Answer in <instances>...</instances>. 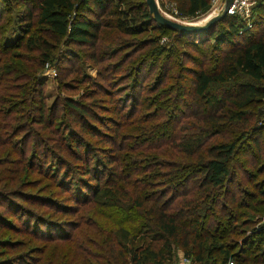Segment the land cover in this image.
Returning <instances> with one entry per match:
<instances>
[{"label":"trees","instance_id":"obj_1","mask_svg":"<svg viewBox=\"0 0 264 264\" xmlns=\"http://www.w3.org/2000/svg\"><path fill=\"white\" fill-rule=\"evenodd\" d=\"M173 1L181 17L204 12L211 2ZM250 21L251 26H246L238 14L226 13L208 29L181 32L156 22L145 0H0V204L18 208V216L23 213L29 220L37 219L29 211L46 208L45 203L28 195L41 197L43 190L54 191L56 185L62 189L64 181L67 184L93 171L83 163L70 164V169L59 149L77 159L81 156L77 147L84 146L83 155H90L88 148L104 149L101 141L112 140L116 150L109 161L114 164L103 183L88 182L91 197L71 199L83 205L87 200L94 205L93 212L95 207L103 211L104 249L109 255L103 264H168L174 248L199 264H226L231 259L233 264L263 262L264 227L240 237L244 233L240 224L248 218H243L245 209L264 213V177L258 176L264 171V158L258 161L264 150H258L264 143L263 0L253 6ZM142 22L159 31H174L177 40L192 38L195 44L223 51L219 67L196 62L190 68L195 110H182L187 103L178 81L166 86L173 90L172 103L163 105L153 99L151 108L147 98L140 104L141 111L132 112L130 106L138 95L122 92L116 96L114 89L104 85L117 78L106 79L102 69L116 73L119 66L112 70L109 64L117 60H111L113 51L124 43L120 34L140 31L136 25ZM221 22L225 28L219 26ZM15 26L16 39L8 43L6 36ZM101 33L110 37L103 38ZM156 41L150 42L149 51L159 56L164 47ZM223 44L227 48H221ZM20 46L25 51L15 49ZM59 46L61 54L67 47H90L91 53L84 58L96 66V75L83 73L87 94L82 90L76 97L64 96L47 105L38 77L43 65L56 58L59 67L60 58L74 59L65 51L57 57ZM207 53L205 58L211 57ZM14 79L29 83L12 86L9 82ZM101 91L105 99L99 98ZM85 133L96 137L97 146L86 140ZM95 149L94 155L99 152ZM40 151V156L49 152L54 159L50 167L33 159ZM254 152L255 159L249 160L254 170L241 167L238 175L233 172L238 155L251 158ZM242 172L247 199L238 201L235 185ZM34 179L41 182L39 186ZM23 239L0 236V243L4 242L0 247L10 244L7 253L23 247L27 241ZM17 253L3 256L0 264H12L8 259Z\"/></svg>","mask_w":264,"mask_h":264},{"label":"rangeland","instance_id":"obj_2","mask_svg":"<svg viewBox=\"0 0 264 264\" xmlns=\"http://www.w3.org/2000/svg\"><path fill=\"white\" fill-rule=\"evenodd\" d=\"M130 1L135 2L136 0ZM157 1L160 10L164 14L173 19L184 22L203 21L211 14L220 11L223 6L222 0H211L210 6L206 11L201 12L194 17H181L177 15L173 0ZM136 26L140 31L133 34H120V36L123 37L122 42L124 43L122 44L120 42V47L113 51L115 53L111 57V60H117L114 61L112 65L109 64V67H111L112 70L119 66L116 73H112L114 71L111 73L108 71L105 72V68L102 69V74L104 75L105 73L106 79L107 76H117V78L113 84L109 85V83L105 82L104 85L114 89V94H116V96H120L122 92H130L132 96L138 95V99L135 97L137 101L134 106L133 104L130 106L129 110L132 112L137 108L141 111L143 107L140 106V104L145 102L147 98V103H150L149 106L151 108L153 106V99L159 100V103L163 105L168 102L172 103V96L170 95L173 94V90L170 91L171 88H167L166 86H175L178 81V83L182 85V91H184L182 98L187 103L185 106L180 105L182 110L186 112L188 110H195L198 106L194 103L192 98L193 77L190 68L192 66H197V64H195L196 62L202 65L206 64L208 67H219L223 51L221 49H212L210 44L203 43L201 46L198 43L195 44L192 42V38L185 37V39L177 40L174 35V31L169 29L159 31L156 27L152 25L147 26L143 22L138 23ZM219 26L225 28L226 23L221 22L219 23ZM9 31V34L6 36V42L11 43L15 41L17 36L16 26L12 27ZM101 34L103 38L108 36V33ZM212 40L213 38L210 39V42ZM151 41L162 43L164 52L159 56L150 53L149 49L153 45L150 43ZM105 42H107V40ZM61 48L62 47L57 49V57L68 53L73 55L74 59L64 61L63 58H60L61 66L56 67V58H54L52 61H48L43 65V69L38 75V77L43 81L41 84V91L42 97L47 105L53 103L55 99L62 100L64 96L76 97L78 94L83 93L82 90H85L84 93L87 94V92H89L88 83L84 82V78L82 77L83 73L85 72L91 76L96 75V66L93 65L88 58H84L85 54L91 53L90 47H67L66 50L63 49L66 53L62 51V54ZM221 48H227V46L223 44L221 45ZM15 49L25 51L22 46ZM78 50L83 53V55ZM204 53L211 55V57L207 56L209 59L205 58L206 55H204ZM79 57L80 59L78 60ZM105 60L107 59H103L102 62H106ZM77 61L80 68L75 70L74 66H77ZM135 66L139 67L135 68ZM127 69L128 71H126ZM160 80L161 83H158ZM25 82L29 83L26 79H14L13 81H10L9 84L14 83L12 86H20ZM63 82L66 88L63 87ZM1 85L2 84L0 83V86ZM117 87L119 91L115 92V88ZM215 88L216 86L212 87L211 90H214ZM99 89L101 90L102 88ZM102 90L106 92L105 89ZM98 94L100 96L99 98L105 99L102 91ZM117 105L121 107V104ZM101 112L106 114L104 111ZM190 118L192 120L194 119V117ZM110 124L113 125L114 123ZM104 130L109 132V134L111 132L107 129ZM45 134L48 133L45 132ZM83 135L86 140H90L91 142L94 141V138H96L95 136H88L87 133ZM58 138L59 136L56 134V140H59ZM101 143L103 144L102 147L104 149L96 148L99 151L96 154L97 156L92 153V149L95 148H88L89 150L87 152L90 155H83V152H85L83 149L84 146L82 147L81 145L80 147H77V149H79V153L81 154V156L77 155V159L76 157L68 155V153L64 152L62 148L59 149V151L63 153L68 160L70 169L73 168L70 164L83 163L88 165L89 168H92L94 172L92 171L89 174L82 175L80 179L77 176L69 179L72 184H70L69 181L66 184L67 180L64 181L65 186L62 189L56 185L54 187L56 190L53 189L54 191L48 192L43 190V195H40L41 197H38L37 194L28 195L31 200L38 201L39 198L45 203L46 208L41 210L33 209L29 211L34 215H37V219L33 218L32 220H29V218L26 217V214L23 213H20L18 216V208H12L10 204L6 206L3 205V203L0 204V225L2 226L0 229V236H5L11 240L22 238H26L23 240H27L23 247L10 249L7 253H5L7 250L6 247L11 245H1L0 248L3 249H0L2 250L0 251V258L8 256L12 252H19L13 258L8 259L10 262L12 260V264H103L104 260L108 259L109 255L104 249L106 241H104L105 231L103 230V211L101 209H96L95 207L93 212L92 208L94 205L91 204L92 202H87V200H85V205H83L80 200H77L76 202L71 200L73 197L83 199V197L88 196L90 198L92 193L87 187L88 182L99 181L103 183V178L107 176L108 170L111 166H113L114 163H111L109 158L113 157L112 153L116 150L114 142L112 140H108V142L101 141ZM93 144L94 146H97L95 141ZM260 146L261 147L258 148V150L264 148V143ZM56 152L58 153V149H56ZM260 152L261 156L258 161H261L264 158V150H260ZM40 155L41 151L37 154V156L36 154L33 156L36 163H47L50 167V164L54 162V159H52L49 152H47L46 155ZM255 155V152L253 155L254 157L251 158H243L238 155L232 163L231 168L233 169V172H237L238 175V172H241V169L244 167L248 170H254L255 167L253 168V165L249 164V160H254ZM62 166H64V164ZM91 174L92 176L97 175V178L94 179ZM239 175L240 176H237V178H239L237 185H235V194H237V200L241 201V199H247V196L244 193L245 188H247V180L244 177L243 172ZM30 176L34 177L35 174H31ZM69 176H72V174ZM258 176L264 177V171ZM34 180L39 186L41 182L39 183L37 179ZM54 192H56V194H54ZM72 193L74 196L71 195ZM75 203L76 205H74ZM34 206L35 205L30 208H33ZM71 206L77 209H73ZM245 210V217L243 218L248 217L249 220H251L249 221L247 218L244 223L240 224L241 228L244 229V233L240 235V237L245 236L247 232H251L253 228L259 229L264 227V213L261 214V216L256 214L250 208ZM10 212H12L13 215L10 214ZM2 243L4 242H1L0 244ZM22 248L23 250L21 252H25L24 254L19 251ZM253 249L256 250V248ZM174 252L172 260L180 261L178 257L181 255L180 250L178 248H174ZM231 260L233 261V259ZM256 260L257 259L254 258L255 262ZM261 261L258 264H264V261ZM252 262L253 261H249L247 264H251ZM191 264L199 263L191 260Z\"/></svg>","mask_w":264,"mask_h":264},{"label":"water","instance_id":"obj_3","mask_svg":"<svg viewBox=\"0 0 264 264\" xmlns=\"http://www.w3.org/2000/svg\"><path fill=\"white\" fill-rule=\"evenodd\" d=\"M222 1L223 6L221 10L211 14L205 20L199 22H184L173 19L170 16L164 14L160 10L157 0H145L148 6V10L152 13V17L156 22L167 27L180 30L181 32H198L211 27L215 23V21L222 18L226 13H228L227 10L233 2V0Z\"/></svg>","mask_w":264,"mask_h":264},{"label":"built area","instance_id":"obj_4","mask_svg":"<svg viewBox=\"0 0 264 264\" xmlns=\"http://www.w3.org/2000/svg\"><path fill=\"white\" fill-rule=\"evenodd\" d=\"M256 2L257 0H233L227 12L228 14L240 15L242 19L246 20V26H251L250 17L252 13V8L256 4ZM178 257L180 261L172 260L168 264H191L190 257L182 254ZM226 264H233V261L228 260Z\"/></svg>","mask_w":264,"mask_h":264}]
</instances>
